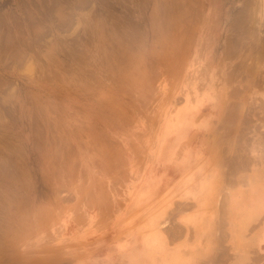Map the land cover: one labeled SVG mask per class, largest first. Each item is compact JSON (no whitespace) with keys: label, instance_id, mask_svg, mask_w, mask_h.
Wrapping results in <instances>:
<instances>
[{"label":"rangeland","instance_id":"1","mask_svg":"<svg viewBox=\"0 0 264 264\" xmlns=\"http://www.w3.org/2000/svg\"><path fill=\"white\" fill-rule=\"evenodd\" d=\"M263 132L264 0H0V264H190L213 178L197 264H264L219 186Z\"/></svg>","mask_w":264,"mask_h":264},{"label":"crops","instance_id":"2","mask_svg":"<svg viewBox=\"0 0 264 264\" xmlns=\"http://www.w3.org/2000/svg\"><path fill=\"white\" fill-rule=\"evenodd\" d=\"M220 179L219 186L221 192L224 191V188L231 186V191L228 193V213H227V232L226 237L229 242L228 248L233 251H239L243 249L242 247L253 245L260 247L264 243V204L260 211H255L252 206V201L248 199L245 201L247 192L252 188V185L256 182H264V132L263 133H253L251 137V143L249 152L247 153L246 164L243 167V171H236V179H229L230 175L228 170H225L222 166L220 167ZM240 194H244L242 197V206L244 207L242 217L245 220L244 227L239 233L240 241L233 243L230 241V235L233 229L230 227L232 219L238 220L239 217L236 211L232 209V197L239 198ZM239 204V202H238ZM211 219H216L217 208L215 207L212 210ZM236 215V216H235ZM226 216V215H225ZM221 218V217H220ZM207 229V233L195 232L193 228L185 229L187 231L186 238L182 239L183 245L180 249L181 252H185L186 256H190L193 260L190 264H197L201 261L200 254L211 252L213 250L211 239V226ZM234 233V232H232ZM176 242V241H175ZM180 242V241H179ZM194 242V243H193ZM176 243H168V246L174 247ZM197 253V254H195Z\"/></svg>","mask_w":264,"mask_h":264},{"label":"bare ground","instance_id":"3","mask_svg":"<svg viewBox=\"0 0 264 264\" xmlns=\"http://www.w3.org/2000/svg\"><path fill=\"white\" fill-rule=\"evenodd\" d=\"M207 177H209L208 175H207ZM215 181H214V178H213V183L211 182V184H210V191L206 188V189H204V194L205 195H207L209 198H208V200L206 201V203L205 204H203V208L202 209H199L197 212H195L194 213V215L193 216H191V217H189L188 219H187V221H189V222H191L192 220H193V217H194V222L195 223H197V224H199V225H202V227L200 228L201 230H203V232H205L206 231V233H207V229H208V227L209 226H207V222H208V219H209V217L210 216H213L212 215V210H211V208H210V206L212 205V203H213V199H212V195H213V193L215 192V183H214ZM261 188V187H260ZM264 186L262 187V190H259V191H261V192H263V193H261V197H263V199H264ZM247 194H248V198L245 200V201H247L248 199H250V201H252L253 200V195L251 194V192L249 191V192H247ZM251 195V196H250ZM250 196V197H249ZM259 200V199H258ZM241 204V203H240ZM215 207V206H214ZM243 211H244V207L242 206V204H241V209L238 211V213H237V215H238V217H239V219L238 220H236L235 218H234V221L235 222H237V224H238V226L235 224V226L237 227V229L235 230V234H237V232H238V229H240V230H242V228L244 227V224H245V220H244V218L242 217V215H243ZM236 216V215H235ZM202 233V232H201ZM118 258L119 259H121V261H125L127 258H128V256H126V255H124V253H119L118 255ZM184 255H182V256H179V255H175L174 256V254H173V260L172 261H170L168 264H171V262H174L175 261V263L174 264H185L186 263V258H181V257H183ZM175 258V259H174ZM188 259V258H187ZM126 264H128V263H126Z\"/></svg>","mask_w":264,"mask_h":264}]
</instances>
